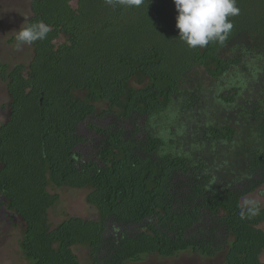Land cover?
Instances as JSON below:
<instances>
[{"label": "trees", "instance_id": "trees-1", "mask_svg": "<svg viewBox=\"0 0 264 264\" xmlns=\"http://www.w3.org/2000/svg\"><path fill=\"white\" fill-rule=\"evenodd\" d=\"M236 7L222 43L191 48L179 38L173 0H31L26 26L43 21L50 31L31 44L30 65L0 66L10 97V119L0 128V195L25 225L27 261L82 264L75 248L86 246L92 264L188 252L264 264V207L243 204L264 186V148L242 150L260 181L220 188L206 163L151 129L177 100L186 99L184 113L193 111L203 91L192 81L197 73L221 82L245 60L264 59V0H236ZM240 92L224 102L235 104ZM262 115L258 109L254 120ZM107 118L108 126L93 123ZM84 124L97 139L80 133ZM260 129L264 137V121ZM204 133L212 147L236 142L230 126ZM50 187L90 189L100 220L69 218L54 228L49 211L60 197ZM209 220L211 228L203 227Z\"/></svg>", "mask_w": 264, "mask_h": 264}, {"label": "rangeland", "instance_id": "rangeland-1", "mask_svg": "<svg viewBox=\"0 0 264 264\" xmlns=\"http://www.w3.org/2000/svg\"><path fill=\"white\" fill-rule=\"evenodd\" d=\"M77 7V2L73 3ZM32 17L31 0H0V66L14 68L18 65H30L35 53L31 45L17 48L16 31L26 27ZM61 39L58 45L64 44ZM196 84H203L202 98L193 111L184 113L186 99L176 101V105L162 119L155 120L151 129L165 141L175 140L183 149L180 154L191 155L197 162L206 163L208 171L215 178V185L220 188L246 184L251 178L249 167H252L253 156L242 152L245 148H264V137L261 134V123L264 115L255 118L254 113L264 111V59L245 60L243 66L231 71L221 82H215L201 71L192 77ZM234 89L241 90L235 104L229 105L223 97ZM10 97L7 85L2 79L0 70V128L10 119ZM147 121H142L145 126ZM100 127L108 126L109 119L93 121ZM208 125L230 126L237 131L234 144H217L209 146L205 139ZM80 133L97 139L89 130V125L80 127ZM93 147L87 152L91 157ZM94 153V152H92ZM242 153V155H241ZM241 158V159H240ZM1 169V164H0ZM52 195L60 197L57 205L50 209V224L56 228L69 218H80L85 221L100 220L99 211L88 203L90 189L49 188ZM264 192H256L243 200L254 201L264 205ZM210 220L203 224L208 228ZM198 228V227H197ZM211 228V226L209 227ZM264 229V226L262 227ZM25 225L22 220L7 208L6 199L0 195V264H31L26 260L21 242L24 238ZM75 252L82 264H92L90 248L77 246ZM264 262V255L262 256ZM139 264H226V253L216 258H205L192 252L183 253L176 258L164 259L158 256L147 257Z\"/></svg>", "mask_w": 264, "mask_h": 264}, {"label": "clouds", "instance_id": "clouds-1", "mask_svg": "<svg viewBox=\"0 0 264 264\" xmlns=\"http://www.w3.org/2000/svg\"><path fill=\"white\" fill-rule=\"evenodd\" d=\"M129 5L139 6L142 0H126ZM178 12L176 28L179 38L189 47H205L210 42H223L233 24L228 19L239 14L236 0H173ZM50 26L43 21L20 27L16 31L17 48L22 45H31L35 41L46 38ZM246 205H255L254 201L245 200ZM253 214L258 208H250ZM244 217V211L240 213Z\"/></svg>", "mask_w": 264, "mask_h": 264}, {"label": "flooded vegetation", "instance_id": "flooded-vegetation-1", "mask_svg": "<svg viewBox=\"0 0 264 264\" xmlns=\"http://www.w3.org/2000/svg\"><path fill=\"white\" fill-rule=\"evenodd\" d=\"M249 173L252 174V175H251V178L248 179V180L246 181V184L249 185V187L252 186V181H253V180H255V181H260V180L263 178V173H261V172H260L259 170H257V169H256V170L253 169L251 166L249 167ZM263 187H264V186H263ZM263 187H261L260 189H258L257 191H255L253 194H255L256 192L261 191V189H262ZM253 194H251V195H249V196H247V197H250V196H252ZM260 195H263V196H264V192H261ZM247 197H246V198H247ZM255 204H260V205H262V206L264 207V205L261 204V203H255Z\"/></svg>", "mask_w": 264, "mask_h": 264}]
</instances>
